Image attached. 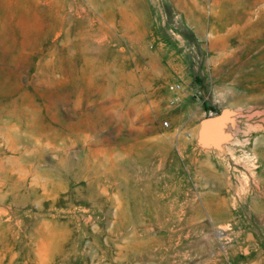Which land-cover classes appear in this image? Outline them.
I'll return each instance as SVG.
<instances>
[{"label":"rangeland","instance_id":"374dc122","mask_svg":"<svg viewBox=\"0 0 264 264\" xmlns=\"http://www.w3.org/2000/svg\"><path fill=\"white\" fill-rule=\"evenodd\" d=\"M0 264H264V0H0Z\"/></svg>","mask_w":264,"mask_h":264},{"label":"water","instance_id":"95a60500","mask_svg":"<svg viewBox=\"0 0 264 264\" xmlns=\"http://www.w3.org/2000/svg\"><path fill=\"white\" fill-rule=\"evenodd\" d=\"M225 120V114L215 117H208L201 122V134L204 138H209L215 143L223 140L221 127Z\"/></svg>","mask_w":264,"mask_h":264},{"label":"built area","instance_id":"2783aa9c","mask_svg":"<svg viewBox=\"0 0 264 264\" xmlns=\"http://www.w3.org/2000/svg\"><path fill=\"white\" fill-rule=\"evenodd\" d=\"M164 124V126H167V123H163Z\"/></svg>","mask_w":264,"mask_h":264}]
</instances>
